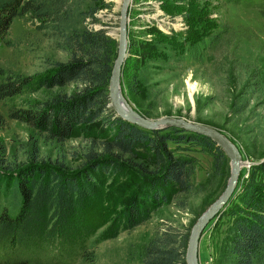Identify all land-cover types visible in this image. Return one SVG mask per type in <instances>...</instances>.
<instances>
[{
  "label": "rangeland",
  "instance_id": "obj_1",
  "mask_svg": "<svg viewBox=\"0 0 264 264\" xmlns=\"http://www.w3.org/2000/svg\"><path fill=\"white\" fill-rule=\"evenodd\" d=\"M105 2L110 6L100 9L103 22L95 26H108L118 42L122 0ZM129 19L122 75L128 102L150 118L179 116L218 127L239 146L246 161L264 159V0H132ZM69 58L60 37L37 29L29 20L14 18L0 36V69L6 71L41 76L50 72L52 62ZM75 89L76 84L64 87L67 92ZM58 90L39 89L0 99L1 211L14 210L5 188L29 169L43 166L71 172L81 166L95 143L99 151L98 136L59 141L10 116V109L23 111L29 107L25 102L46 100ZM178 151L196 159L195 188L153 204L155 210L143 224L102 239V231L131 203L138 188L134 175L110 178L99 188L102 198L96 212L107 223L86 241L85 256L67 258V264H142L144 247L156 233L168 225L192 228L224 191L230 162L215 173L214 157L205 146L183 142ZM251 171L252 166L242 168L237 194ZM231 224L232 218L224 216L208 226L200 244L201 264H221ZM4 255L0 250V258Z\"/></svg>",
  "mask_w": 264,
  "mask_h": 264
},
{
  "label": "trees",
  "instance_id": "obj_2",
  "mask_svg": "<svg viewBox=\"0 0 264 264\" xmlns=\"http://www.w3.org/2000/svg\"><path fill=\"white\" fill-rule=\"evenodd\" d=\"M105 6H110L105 0H0V36L19 17L60 37L70 52L67 61L52 62L50 72L41 76L0 69V99L59 89L46 100L25 102L29 107L23 111L10 109V116L59 141L101 138L99 151L95 143L77 170L36 166L5 188L14 210H0V250L6 256L0 264H67V258L85 256L86 241L107 223L96 214L99 188L114 176L134 175L138 188L131 203L102 231V239L143 224L155 210L153 204L195 188L196 159L178 151L183 142L210 150L215 173L229 165L225 152L207 136L178 127L146 129L117 116L109 106L118 42L108 26H95L103 22L98 13ZM68 84L76 89L65 91ZM233 199L220 216L232 218L220 263L264 264V161L252 166ZM190 232L168 225L145 245L142 264H187Z\"/></svg>",
  "mask_w": 264,
  "mask_h": 264
},
{
  "label": "water",
  "instance_id": "obj_3",
  "mask_svg": "<svg viewBox=\"0 0 264 264\" xmlns=\"http://www.w3.org/2000/svg\"><path fill=\"white\" fill-rule=\"evenodd\" d=\"M132 0H122L120 8V21L118 28L117 55L113 64L109 81V106L114 109L117 116L130 123L146 129H160L166 127H178L190 132L198 133L212 139L227 155L230 160V176L227 185L221 195L214 200L207 209L198 217L191 228L186 249L187 264H201L200 244L203 233L208 226L217 220L225 207L237 194V186L243 165L251 167L264 161H246L239 146L220 128L208 124L194 122L179 116H161L150 118L144 116L134 108L125 98L122 89V75L128 56L129 37V12Z\"/></svg>",
  "mask_w": 264,
  "mask_h": 264
},
{
  "label": "bare ground",
  "instance_id": "obj_4",
  "mask_svg": "<svg viewBox=\"0 0 264 264\" xmlns=\"http://www.w3.org/2000/svg\"><path fill=\"white\" fill-rule=\"evenodd\" d=\"M245 166H247V167H248V165H247V164H245V165H243V167H242V168H244Z\"/></svg>",
  "mask_w": 264,
  "mask_h": 264
}]
</instances>
